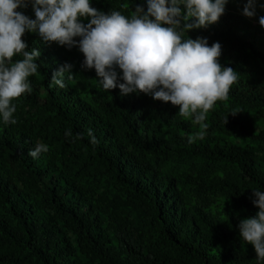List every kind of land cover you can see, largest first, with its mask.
Here are the masks:
<instances>
[{"label":"trees","instance_id":"trees-1","mask_svg":"<svg viewBox=\"0 0 264 264\" xmlns=\"http://www.w3.org/2000/svg\"><path fill=\"white\" fill-rule=\"evenodd\" d=\"M138 4L147 10L146 0H91L100 11L125 15ZM18 11L35 18L31 5ZM188 36L207 37L209 45L219 42V62L239 77L228 98L209 111L205 138L191 144L188 138L200 127L181 117L178 106L144 93L121 96L118 87L102 91L95 70L81 68L78 47L45 44L37 33L25 32L28 50L41 55L37 73L29 77L33 92L14 101L16 124L0 122V264H246L256 259L254 246L239 236L241 219L229 213L237 230L223 229L207 217L214 205L196 197L215 195L228 185L246 218L259 211L251 197L252 189L264 190V27L225 10L218 22L183 33ZM65 63L73 65L76 78L65 79L64 89L50 88L52 74ZM67 129L71 138L64 135ZM88 129L99 141L95 146ZM46 135L54 148L37 159L27 155ZM81 161L99 168L111 194H95L77 182L72 170ZM188 162L233 166L239 185L217 176L205 180ZM135 210L137 218L130 212ZM201 224L225 246L200 238ZM145 244L155 253H146Z\"/></svg>","mask_w":264,"mask_h":264},{"label":"clouds","instance_id":"clouds-1","mask_svg":"<svg viewBox=\"0 0 264 264\" xmlns=\"http://www.w3.org/2000/svg\"><path fill=\"white\" fill-rule=\"evenodd\" d=\"M228 3L146 0L147 10L138 4L131 15H125L118 10L100 11L91 6V0H0V122L16 124L14 101L33 92L29 77L38 71L41 52L28 50L22 36L30 32L37 33L45 44L78 47L84 56L81 68L95 70L100 90L118 87L121 96L144 93L178 106L181 117L200 127L188 142L203 140L209 111L217 101L228 98L239 77L236 70L219 62V42L209 45L207 37L185 39L183 33L218 22ZM29 5L34 19L18 11ZM257 8L264 10V3L247 0L242 15L256 17ZM259 24L264 27V16H259ZM18 56L22 58L14 61ZM72 68L65 63L52 74L48 86L64 89L65 79L76 78ZM64 135L71 138L72 130ZM86 135L93 146L99 143L92 129ZM83 136L78 133L76 138ZM48 151V144L36 142L27 155L37 159ZM252 192L251 202L259 211L241 219L237 227L239 236L254 246L257 261H264V190Z\"/></svg>","mask_w":264,"mask_h":264},{"label":"rangeland","instance_id":"rangeland-1","mask_svg":"<svg viewBox=\"0 0 264 264\" xmlns=\"http://www.w3.org/2000/svg\"><path fill=\"white\" fill-rule=\"evenodd\" d=\"M247 3V0H229V3L226 5L225 10H229L235 13H239L242 15V9L244 4ZM260 3H264V0H260ZM244 16V15H243ZM259 16H264V10L257 8V16L253 18H248L253 24H259ZM74 65H78L77 60L74 61ZM83 84V83H81ZM80 84V86H81ZM189 120V119H188ZM191 121V120H190ZM192 124H194L191 121ZM42 143H46L49 145V151L54 148V139L51 135H46ZM61 167L60 164H58ZM188 167H192L194 172L199 173L200 176L203 177L205 180H209L213 176L220 177L223 181L232 184V185H239L238 180V171L235 167L230 166L224 163H215L209 166L204 165L203 163H193L188 162ZM72 175L76 178L77 182L82 185H86L89 190L94 192L95 194H105V193H112V185L110 184L109 180L102 176L99 168L94 166H89L82 161L76 163L72 170ZM233 187H229L228 185L219 186L218 192L215 195H204L201 197H196L198 200L204 203H212L214 207L212 210H209L207 213V217L219 227L223 229L237 230L236 225L228 218V214L232 213L234 217L244 219L246 218L241 210V207L238 203L237 195L233 192ZM136 211V210H135ZM133 215V218L139 217L140 214L136 211V214L130 211ZM136 216V217H135ZM106 226V223L104 224ZM199 234L200 238L208 239L214 243L219 244L220 246L224 247L225 245L222 244V240L218 238L209 228L208 226H203L202 224L199 226ZM112 241L115 245H118L119 239L117 236H112ZM144 251L146 253H152L153 250L150 246L145 244ZM155 253V252H153ZM160 254L170 255L172 254L175 258L176 255L173 253H165L161 252ZM246 264H262L261 261H257L256 259H252L247 261Z\"/></svg>","mask_w":264,"mask_h":264}]
</instances>
